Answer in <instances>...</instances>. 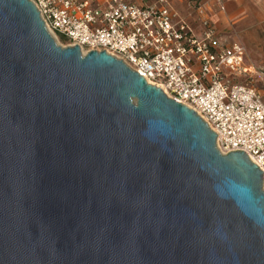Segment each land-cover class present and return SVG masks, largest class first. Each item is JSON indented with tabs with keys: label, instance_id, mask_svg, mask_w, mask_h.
I'll return each mask as SVG.
<instances>
[{
	"label": "water",
	"instance_id": "95a60500",
	"mask_svg": "<svg viewBox=\"0 0 264 264\" xmlns=\"http://www.w3.org/2000/svg\"><path fill=\"white\" fill-rule=\"evenodd\" d=\"M104 51L0 0V264H264L263 172Z\"/></svg>",
	"mask_w": 264,
	"mask_h": 264
},
{
	"label": "built area",
	"instance_id": "2783aa9c",
	"mask_svg": "<svg viewBox=\"0 0 264 264\" xmlns=\"http://www.w3.org/2000/svg\"><path fill=\"white\" fill-rule=\"evenodd\" d=\"M30 1L61 46L105 50L194 109L216 132L222 154L244 151L259 166L264 191V99L248 83L263 70L247 64L242 42L223 41L205 0L193 4L200 33L170 5L180 0Z\"/></svg>",
	"mask_w": 264,
	"mask_h": 264
},
{
	"label": "crops",
	"instance_id": "0c3cea01",
	"mask_svg": "<svg viewBox=\"0 0 264 264\" xmlns=\"http://www.w3.org/2000/svg\"><path fill=\"white\" fill-rule=\"evenodd\" d=\"M153 1L155 0H144L145 3ZM222 3L218 0H205L207 14L220 32L223 41L225 43L242 42L247 49V64L263 70L255 76L262 79L264 99V0H222ZM193 4L194 0L170 2V5L186 18L188 24L200 33L201 25ZM248 60L254 64L249 63ZM240 80L245 82L243 77Z\"/></svg>",
	"mask_w": 264,
	"mask_h": 264
},
{
	"label": "rangeland",
	"instance_id": "374dc122",
	"mask_svg": "<svg viewBox=\"0 0 264 264\" xmlns=\"http://www.w3.org/2000/svg\"><path fill=\"white\" fill-rule=\"evenodd\" d=\"M61 43H65L64 40H60ZM248 62L253 63L251 60H248ZM254 64V63H253ZM258 69V68H257ZM259 70H262L261 68H259ZM244 81V80H243ZM244 83H247V81L245 80ZM251 85H254L262 94V79L259 76H254V80L253 81H249L248 82Z\"/></svg>",
	"mask_w": 264,
	"mask_h": 264
}]
</instances>
